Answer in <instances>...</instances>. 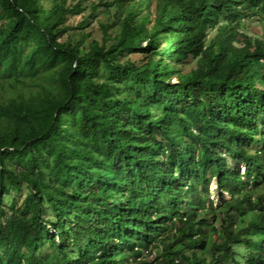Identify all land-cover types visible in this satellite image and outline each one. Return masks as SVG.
Returning <instances> with one entry per match:
<instances>
[{
    "label": "trees",
    "instance_id": "trees-1",
    "mask_svg": "<svg viewBox=\"0 0 264 264\" xmlns=\"http://www.w3.org/2000/svg\"><path fill=\"white\" fill-rule=\"evenodd\" d=\"M82 1L0 0V264H264V0Z\"/></svg>",
    "mask_w": 264,
    "mask_h": 264
},
{
    "label": "rangeland",
    "instance_id": "rangeland-1",
    "mask_svg": "<svg viewBox=\"0 0 264 264\" xmlns=\"http://www.w3.org/2000/svg\"><path fill=\"white\" fill-rule=\"evenodd\" d=\"M66 1H67V3H75L77 0H66ZM93 1H98V0H93ZM90 2H91V0H83L82 1V5H83L84 8L80 11L79 14L70 17L69 20H68L69 23H72L73 25H75L79 21V19L81 18L82 15H87L89 13V11H90V8H89ZM97 14H99V17L102 18V15L100 14V11H98ZM86 29L88 31H90L93 36H95L97 38L101 37V31L98 28V25H97L96 22H93L92 24H89ZM243 30H244V33L248 34L249 36L250 35L251 36L254 35L255 31L259 30L256 20L251 19V21H249L247 23L246 27H244ZM211 33L212 32H209L208 36L211 37V35H212ZM143 56H144L143 54H138V53H131L130 54V57L132 59H139V58L142 59ZM177 64L179 66H181L183 69L187 70V69L191 68L192 66H194V60L192 58H188L187 61H186V64L182 63V62H179ZM172 81H176V77H172ZM11 190L13 192V189H11ZM25 191H26V188H23V192L18 198L19 202L23 199ZM225 195H226V197H228L227 194H225ZM11 198H12V195H10V197H6L5 206L9 205V203L11 201ZM209 199L212 200L215 205L219 202L218 190L216 188L215 180H212L210 185H209ZM48 213H49V215H52V214H50V212H48ZM49 227H51V226L49 225ZM159 250H160V248L159 249H154L152 251L144 250V259L146 261H148L150 264H153L154 256H156L159 253Z\"/></svg>",
    "mask_w": 264,
    "mask_h": 264
}]
</instances>
